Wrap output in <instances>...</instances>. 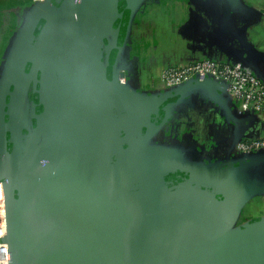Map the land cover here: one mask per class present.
<instances>
[{
    "label": "water",
    "instance_id": "obj_1",
    "mask_svg": "<svg viewBox=\"0 0 264 264\" xmlns=\"http://www.w3.org/2000/svg\"><path fill=\"white\" fill-rule=\"evenodd\" d=\"M146 1L45 0L21 29L4 79H23L21 107L35 76L38 141L20 136L1 168L9 264H264V215L236 224L264 195V149L233 153L258 116L211 76L149 94L127 83L119 62ZM234 52L264 81L263 50ZM193 93L229 127L223 158L154 142Z\"/></svg>",
    "mask_w": 264,
    "mask_h": 264
},
{
    "label": "crops",
    "instance_id": "obj_2",
    "mask_svg": "<svg viewBox=\"0 0 264 264\" xmlns=\"http://www.w3.org/2000/svg\"><path fill=\"white\" fill-rule=\"evenodd\" d=\"M43 1L0 0V54L5 56V63L30 14ZM247 6L254 11L251 15ZM247 41L264 51V0H147L133 19L128 61L123 65L126 81L139 92L156 93L164 89L162 71L166 67L204 58L233 61L234 49L242 48ZM133 60L139 82L132 85L129 70ZM215 113L210 132L202 127L195 135L196 147L186 145L185 132L182 144L170 143V127L163 128L154 142L188 149L198 160L223 158L231 149L232 139L224 118L217 109ZM249 134H264L261 118L250 126ZM263 215L256 214L249 220Z\"/></svg>",
    "mask_w": 264,
    "mask_h": 264
},
{
    "label": "built area",
    "instance_id": "obj_3",
    "mask_svg": "<svg viewBox=\"0 0 264 264\" xmlns=\"http://www.w3.org/2000/svg\"><path fill=\"white\" fill-rule=\"evenodd\" d=\"M195 76L200 79L211 76L218 81H226L238 110L255 114L264 121V81L253 70L240 62L204 58L183 65H170L162 71L167 89L177 88ZM261 149H264V134L243 138L233 153L244 154ZM7 233L6 193L0 180V264L10 263Z\"/></svg>",
    "mask_w": 264,
    "mask_h": 264
},
{
    "label": "flooded vegetation",
    "instance_id": "obj_4",
    "mask_svg": "<svg viewBox=\"0 0 264 264\" xmlns=\"http://www.w3.org/2000/svg\"><path fill=\"white\" fill-rule=\"evenodd\" d=\"M126 46L122 57L120 59V65H125L128 61L127 59V50ZM6 65L0 68V173L5 164V155L6 151H13L15 145H19L20 136L25 143H30L31 141H38V138L32 132L33 123H32V103H33V90L35 84V76L31 77L27 100L21 107L16 106L15 95L18 88H20L23 83V79L20 76H16L13 80L5 81L4 72ZM29 69V67H27ZM174 109L177 110L175 113L184 116L185 119L194 121L197 123L199 131L196 134L201 132L204 125V120L200 119L202 116H213V119L216 115L215 105L209 99H203L202 96L192 94L186 102H180L174 106ZM199 119L201 121H199ZM170 125V124H169ZM168 128V126L164 127ZM210 128L212 126L210 125ZM115 155V153H114ZM171 177H166L167 182H171ZM179 181L182 180L181 176L174 178ZM143 181V180H142Z\"/></svg>",
    "mask_w": 264,
    "mask_h": 264
},
{
    "label": "rangeland",
    "instance_id": "obj_5",
    "mask_svg": "<svg viewBox=\"0 0 264 264\" xmlns=\"http://www.w3.org/2000/svg\"><path fill=\"white\" fill-rule=\"evenodd\" d=\"M145 3L143 4V6L145 5ZM4 59H5V56L0 54V68L5 63ZM129 72H132V77L131 79L129 78V82L132 85L139 82V76H138L139 74L137 73L139 71L138 69L135 68L134 60H133V67H131ZM162 85H164V82L162 83ZM200 119H203L205 121L203 128L205 130L207 129L206 131L210 132L209 131L210 128L208 127H210V125L213 122V116L207 115L205 116V118L201 117ZM200 119L199 121H201ZM168 127H170V131H169V142L170 143L182 144L181 143V141H183L182 135L185 132L187 134L184 137L186 145H189V147L191 148H193V146L196 147V142L194 138H195L197 131H199V128H200L198 127L196 122L194 121L191 122L190 120L185 119L184 116H181L180 114L175 113V116L172 119L170 125H168ZM164 138L168 140V134H166V132H165ZM263 212H264V195L262 196L259 195V196L254 197L249 203L243 206L239 219L236 224H242L248 221L252 216H255L256 214L257 215L263 214Z\"/></svg>",
    "mask_w": 264,
    "mask_h": 264
},
{
    "label": "trees",
    "instance_id": "obj_6",
    "mask_svg": "<svg viewBox=\"0 0 264 264\" xmlns=\"http://www.w3.org/2000/svg\"><path fill=\"white\" fill-rule=\"evenodd\" d=\"M54 4H55V5H56V4H58V1H55V3H54ZM181 178H184V176H181Z\"/></svg>",
    "mask_w": 264,
    "mask_h": 264
}]
</instances>
